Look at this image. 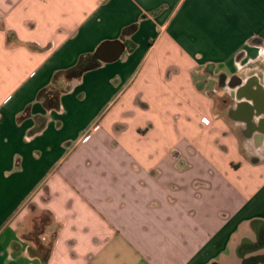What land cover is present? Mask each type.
<instances>
[{"label": "crops", "instance_id": "obj_1", "mask_svg": "<svg viewBox=\"0 0 264 264\" xmlns=\"http://www.w3.org/2000/svg\"><path fill=\"white\" fill-rule=\"evenodd\" d=\"M0 264H264V0H0Z\"/></svg>", "mask_w": 264, "mask_h": 264}, {"label": "trees", "instance_id": "obj_2", "mask_svg": "<svg viewBox=\"0 0 264 264\" xmlns=\"http://www.w3.org/2000/svg\"><path fill=\"white\" fill-rule=\"evenodd\" d=\"M134 29L135 26L126 28L123 31L121 39L124 40L126 36L130 35L134 31ZM11 35L12 34H8V41L11 40ZM102 63L103 61L98 59L95 54H86L80 57L78 63L74 67L60 73L59 75H63L67 80L78 79L86 72L97 69L102 65ZM60 95L61 92L59 90L50 87L48 89H44L39 94V98L48 109H56L59 107ZM41 217V225L39 226L37 223H34L33 231L27 233L23 239L33 244L32 252L46 262L49 259L51 250L47 253L44 252L45 245L41 242L40 236L43 235L45 233V229L51 225L52 217L50 213L47 212L42 213Z\"/></svg>", "mask_w": 264, "mask_h": 264}, {"label": "rangeland", "instance_id": "obj_3", "mask_svg": "<svg viewBox=\"0 0 264 264\" xmlns=\"http://www.w3.org/2000/svg\"><path fill=\"white\" fill-rule=\"evenodd\" d=\"M27 206L29 208V215L27 217V220L24 223H20L19 225V231L21 232L22 238H24V236L27 233H30L31 231H33L34 223H37L39 226L41 225L42 211L34 203H29L27 204ZM46 232H47V229H45V233L40 236L41 242L45 245V250H44L45 253L51 250L52 242H53V235H50L49 237H47ZM28 244H30L31 255L36 256L32 252L33 244L29 242Z\"/></svg>", "mask_w": 264, "mask_h": 264}, {"label": "water", "instance_id": "obj_4", "mask_svg": "<svg viewBox=\"0 0 264 264\" xmlns=\"http://www.w3.org/2000/svg\"><path fill=\"white\" fill-rule=\"evenodd\" d=\"M125 52V46L122 42H110L101 46L96 52V57L103 62H115Z\"/></svg>", "mask_w": 264, "mask_h": 264}, {"label": "built area", "instance_id": "obj_5", "mask_svg": "<svg viewBox=\"0 0 264 264\" xmlns=\"http://www.w3.org/2000/svg\"><path fill=\"white\" fill-rule=\"evenodd\" d=\"M205 123L209 124V121H207L206 119L204 120Z\"/></svg>", "mask_w": 264, "mask_h": 264}]
</instances>
